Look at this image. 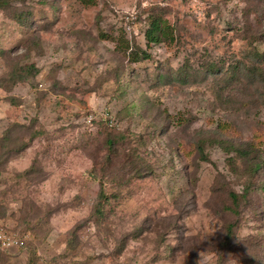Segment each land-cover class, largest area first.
<instances>
[{"label": "rangeland", "instance_id": "obj_1", "mask_svg": "<svg viewBox=\"0 0 264 264\" xmlns=\"http://www.w3.org/2000/svg\"><path fill=\"white\" fill-rule=\"evenodd\" d=\"M0 5V264H264V0Z\"/></svg>", "mask_w": 264, "mask_h": 264}, {"label": "trees", "instance_id": "obj_2", "mask_svg": "<svg viewBox=\"0 0 264 264\" xmlns=\"http://www.w3.org/2000/svg\"><path fill=\"white\" fill-rule=\"evenodd\" d=\"M0 7H1V5H0ZM0 9H2V8H0ZM169 26H170V24L168 23V21L166 19H162V18L154 19L151 22L150 28H148V30H146V33H145L148 43L149 44H154V43H158V42H161L163 40H166V39L174 40V34H172L170 32L171 30H169ZM134 57H135L134 58L135 60H138V55L137 54ZM143 57L144 58H149L150 54H148L145 51ZM32 72H33V69H32ZM29 73H31V71L23 72V74H29ZM255 167L258 169L260 167V164L256 163ZM101 197H102V199H100L99 204L97 205L98 206L97 207V213H98L97 215L99 217H102V216L105 215V208H103V204L105 202H107L106 201L107 196L105 195L103 187H102V189L100 191V198ZM232 197L234 198V200H237V198H238L236 193H232ZM11 248H13V246ZM122 248H123V246H122Z\"/></svg>", "mask_w": 264, "mask_h": 264}, {"label": "built area", "instance_id": "obj_3", "mask_svg": "<svg viewBox=\"0 0 264 264\" xmlns=\"http://www.w3.org/2000/svg\"><path fill=\"white\" fill-rule=\"evenodd\" d=\"M0 242L6 247H12L20 244V239L14 236H8L6 233L0 235Z\"/></svg>", "mask_w": 264, "mask_h": 264}]
</instances>
